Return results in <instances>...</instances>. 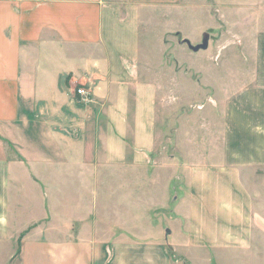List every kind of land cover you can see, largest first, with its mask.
Masks as SVG:
<instances>
[{"label": "crops", "instance_id": "1", "mask_svg": "<svg viewBox=\"0 0 264 264\" xmlns=\"http://www.w3.org/2000/svg\"><path fill=\"white\" fill-rule=\"evenodd\" d=\"M139 2L0 0V241L31 227L23 248L30 257L48 250L41 264H104L109 246L127 252L108 264H264V192L240 176L264 170V21L245 32L250 85L216 99L219 120L215 107L197 115L194 149L180 138L196 160L185 167L188 188L173 197L165 235L109 245L103 210L90 220L103 156L119 164L132 152L141 163L166 128L157 82L140 67L142 13L157 1ZM82 83L94 103L75 93Z\"/></svg>", "mask_w": 264, "mask_h": 264}, {"label": "rangeland", "instance_id": "2", "mask_svg": "<svg viewBox=\"0 0 264 264\" xmlns=\"http://www.w3.org/2000/svg\"><path fill=\"white\" fill-rule=\"evenodd\" d=\"M155 1L153 9H147L144 16L142 13L141 51L145 56L140 67L145 71L141 76L157 82L159 96L164 99L166 128L161 145L151 156L145 153L141 163H134L132 152L126 162L119 164L108 163L103 156V172L98 171L93 177L96 184L90 186L92 194L99 195L93 203L90 220L94 224L93 213L103 210V241L108 244H145L165 235L162 227L166 226V231L169 226L166 221L172 216L173 197L188 188L190 170L185 167L196 160L195 153L180 150V138L182 142L185 140V146L194 149L195 136L201 132L197 115L211 113L215 107L213 116L219 120L221 105L216 99L224 101L239 87L250 85L253 47L245 32L263 28L256 23L264 21V0H261L263 9L257 4L254 8V0ZM204 32L209 33L208 47L193 51L184 40L196 45ZM85 87L80 84L75 93L94 103ZM78 89L85 93H77ZM240 176L251 192H264L263 169L243 170ZM36 187L30 186L31 193H36ZM30 218L26 222L34 220ZM43 222L41 220L40 224ZM31 229L20 232L16 229L8 242L1 239L0 264H41L42 260H48L46 249L35 250V256L30 257L32 251L23 248V238ZM139 251L141 249L134 252ZM124 252L127 251L114 252L109 246L104 264ZM132 260L130 256L126 261Z\"/></svg>", "mask_w": 264, "mask_h": 264}, {"label": "water", "instance_id": "3", "mask_svg": "<svg viewBox=\"0 0 264 264\" xmlns=\"http://www.w3.org/2000/svg\"><path fill=\"white\" fill-rule=\"evenodd\" d=\"M184 41L187 43L188 47L191 48L193 51H198L200 49H206L208 47V42H209V33L204 32L202 34L201 42L196 45H192L188 39H185Z\"/></svg>", "mask_w": 264, "mask_h": 264}, {"label": "built area", "instance_id": "4", "mask_svg": "<svg viewBox=\"0 0 264 264\" xmlns=\"http://www.w3.org/2000/svg\"><path fill=\"white\" fill-rule=\"evenodd\" d=\"M77 93H79V94H84L85 91H84L83 89H78V90H77Z\"/></svg>", "mask_w": 264, "mask_h": 264}]
</instances>
